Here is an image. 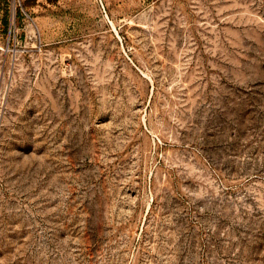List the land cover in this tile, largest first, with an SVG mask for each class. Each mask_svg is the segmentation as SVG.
<instances>
[{
  "label": "rangeland",
  "instance_id": "1",
  "mask_svg": "<svg viewBox=\"0 0 264 264\" xmlns=\"http://www.w3.org/2000/svg\"><path fill=\"white\" fill-rule=\"evenodd\" d=\"M0 264H264V0H0Z\"/></svg>",
  "mask_w": 264,
  "mask_h": 264
},
{
  "label": "trees",
  "instance_id": "2",
  "mask_svg": "<svg viewBox=\"0 0 264 264\" xmlns=\"http://www.w3.org/2000/svg\"><path fill=\"white\" fill-rule=\"evenodd\" d=\"M6 24L8 25V22H6Z\"/></svg>",
  "mask_w": 264,
  "mask_h": 264
}]
</instances>
